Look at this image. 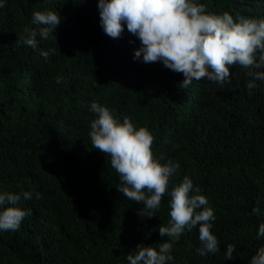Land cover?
Masks as SVG:
<instances>
[{"label": "trees", "instance_id": "trees-1", "mask_svg": "<svg viewBox=\"0 0 264 264\" xmlns=\"http://www.w3.org/2000/svg\"><path fill=\"white\" fill-rule=\"evenodd\" d=\"M199 2L264 18V0ZM97 3L6 0L0 8V191L33 193L21 201L31 214L20 227L0 231V264H128L138 244L166 239L159 226L170 219L168 191L145 217L142 203L117 190L110 158L88 135L93 101L146 126L154 156L180 165L172 183L187 175L214 211L219 251L195 253L196 226L173 245L171 264H249L264 244L256 236L264 222V81L246 87L249 69L234 64L222 86L202 77L180 88L181 73L134 59L140 41L126 27L116 38L103 32ZM44 8L61 16L54 32L37 36L35 50L17 43L36 30L31 15ZM229 243L234 259L225 260Z\"/></svg>", "mask_w": 264, "mask_h": 264}, {"label": "clouds", "instance_id": "clouds-1", "mask_svg": "<svg viewBox=\"0 0 264 264\" xmlns=\"http://www.w3.org/2000/svg\"><path fill=\"white\" fill-rule=\"evenodd\" d=\"M5 3L6 0H0V8ZM97 8L106 35L119 37L126 27L140 41L134 59L145 63L159 61L181 73L180 88H187L202 77L222 86L229 82L230 67L234 64L249 69L252 79L246 87H255L256 80L264 81V18L207 11L199 0H98ZM60 21V14L50 8L36 10L31 15L36 30L19 36L16 42L35 50L37 36L47 39ZM49 51L39 54L47 59ZM90 110L95 113L88 133L92 147L110 158L120 181L117 190L142 203L139 214L154 216L166 190L170 196V219L159 226L160 236L166 239L156 247L138 244L126 255L128 264H171L173 245L185 229L196 226L200 244L195 253L206 256L218 252L219 241L211 231L216 216L206 195L187 175L178 184L172 183L180 165L171 158L162 163V157L154 156L151 131L146 126L136 127L128 116L121 121L109 107L96 101L90 104ZM32 196L31 190L0 191V231L20 227L22 219L31 214V209L23 208L21 201ZM252 212L259 215L260 209L253 207ZM256 236L264 237V222L259 224ZM235 247L232 243L226 245L225 260L234 259ZM249 264H264V244L256 249Z\"/></svg>", "mask_w": 264, "mask_h": 264}]
</instances>
